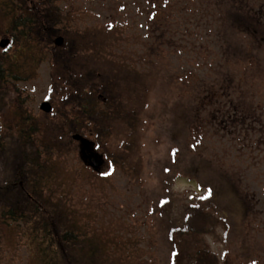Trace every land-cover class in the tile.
<instances>
[{
  "label": "rangeland",
  "instance_id": "1",
  "mask_svg": "<svg viewBox=\"0 0 264 264\" xmlns=\"http://www.w3.org/2000/svg\"><path fill=\"white\" fill-rule=\"evenodd\" d=\"M252 1L256 11L263 5L258 19L237 0H58L60 34L49 42L41 32L32 42V63L0 101V183L11 149L25 159L16 162L26 161L13 173L29 160L37 176L46 153L29 158L15 128L21 115L32 118L30 146L50 141L61 150L44 185L95 208L90 223L106 239L101 247L126 254L117 264H170V231L197 213L206 216L204 238L219 264H264V0ZM5 26L0 20V41L9 39L0 53L15 60ZM67 45L76 55L62 64ZM111 66L132 75L117 99L138 111L135 124L116 115L98 138L87 128L68 133L71 89H96L95 76ZM43 101L51 112L39 109ZM72 134L94 142L101 167L81 158ZM51 171L44 164L42 174ZM3 202L0 195V209ZM2 243L16 264H33L18 237Z\"/></svg>",
  "mask_w": 264,
  "mask_h": 264
},
{
  "label": "trees",
  "instance_id": "2",
  "mask_svg": "<svg viewBox=\"0 0 264 264\" xmlns=\"http://www.w3.org/2000/svg\"><path fill=\"white\" fill-rule=\"evenodd\" d=\"M57 1L0 0V20H5L4 29L11 33L18 56L14 55L16 59L12 60L5 52L0 53V101L7 100L9 82L13 85V80L16 79L14 77H17L15 75L21 73L29 62L32 63L33 60L27 59L29 56L26 55L33 50L34 40L40 37L41 32L48 36L49 42L56 34H60L57 29L59 25ZM237 3H241L242 7L247 6L256 19L260 18L263 5L256 11L251 8L255 4L252 0H237ZM19 35L21 39H18ZM63 44L66 45L65 40ZM67 46L69 49L61 53L62 64L68 63L76 55L71 46ZM106 68V77L95 76L98 81L96 89L90 87L88 91L84 85L71 89L72 99L67 102L70 105L69 115L64 118L68 120V133L87 128L98 138L100 131L105 126L110 127L112 116L116 115L123 116L131 126L135 124L138 111L132 109L126 112L121 100L117 99L119 84L128 83L132 75L121 67ZM89 78L91 79L88 75L86 79ZM99 98H103L104 102L105 108L102 112L98 110ZM64 99L68 101L69 97ZM17 121L15 128L22 138V148L31 151L28 154L29 158H40V151L38 152L40 148L46 156L42 163H36L35 176L33 163L29 160L26 166H23L26 161L16 162L24 159L21 153L12 149L5 152L7 170L4 182L0 183V195L4 199V208L0 209V264L18 263L15 253L7 251L3 246L2 237L6 236L18 237V241L26 247L27 256L33 264H117L126 254L107 253L101 247L100 244H105L106 239L101 233H97L90 223L95 219V208L90 204L83 207L84 209L75 206L65 193L66 190L58 194L55 189L51 191L44 185V182L48 183V178L55 177L53 174L59 163L52 156L55 150L60 153V148L54 145L55 142L50 141L41 142L39 146H30L32 145L30 139L34 136L31 127L37 122L22 115ZM35 132L38 133V130ZM40 135L41 133L38 142L43 140ZM90 143L94 145V142ZM21 162L23 165L20 173L18 174L17 169L13 173V165H20ZM47 162L53 169L49 176L42 174L44 164ZM84 174L87 175L85 171ZM205 217L197 213L191 224L170 231L173 248L170 264H219L217 256L204 238L209 232L205 229L207 222ZM104 254L106 257L103 258Z\"/></svg>",
  "mask_w": 264,
  "mask_h": 264
},
{
  "label": "water",
  "instance_id": "3",
  "mask_svg": "<svg viewBox=\"0 0 264 264\" xmlns=\"http://www.w3.org/2000/svg\"><path fill=\"white\" fill-rule=\"evenodd\" d=\"M63 42V38L62 37H57L54 41L55 45L60 46ZM9 44V39H2L0 41V47H5ZM39 109L41 111H43L44 113H49L52 110V106L50 104V102L48 101H43L40 103L39 105ZM71 138L73 140H77L80 141L81 147H80V155L81 158L87 162V164L94 168V169H98L99 167H101V165L103 164V159L97 155L95 152H93L91 150V147L89 146V140H87L86 138H84L83 136H81L80 134H72Z\"/></svg>",
  "mask_w": 264,
  "mask_h": 264
}]
</instances>
